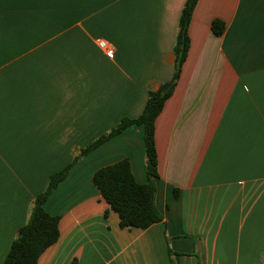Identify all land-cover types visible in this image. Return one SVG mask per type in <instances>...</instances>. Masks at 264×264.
I'll return each mask as SVG.
<instances>
[{
  "label": "crops",
  "instance_id": "crops-1",
  "mask_svg": "<svg viewBox=\"0 0 264 264\" xmlns=\"http://www.w3.org/2000/svg\"><path fill=\"white\" fill-rule=\"evenodd\" d=\"M185 2L0 0V264L50 176L140 117L172 79ZM189 37L155 122L162 222L122 229L93 183L124 160L147 183L144 130L133 125L50 196L60 238L38 264H264V0H199Z\"/></svg>",
  "mask_w": 264,
  "mask_h": 264
},
{
  "label": "trees",
  "instance_id": "trees-1",
  "mask_svg": "<svg viewBox=\"0 0 264 264\" xmlns=\"http://www.w3.org/2000/svg\"><path fill=\"white\" fill-rule=\"evenodd\" d=\"M198 2L199 0H186L181 11L173 47L175 64L172 79L163 83L158 91L149 94L140 117L123 119L110 132L86 147L81 156L50 176L46 189L34 197L28 221L19 230L3 264H38L43 253L56 244L60 238V218L49 215L45 210V204L50 196L66 179L71 168L85 155L133 125L141 126L144 130L147 183L139 184L136 181L127 160L97 171L93 177V183L110 209L118 214L122 229L145 230L162 222L163 217L156 204V181L159 178V172L155 122L166 101L172 96L187 60L190 49L189 28ZM225 29L226 25L222 21L215 20L212 23V31L217 36H222ZM107 215L108 213L105 214Z\"/></svg>",
  "mask_w": 264,
  "mask_h": 264
},
{
  "label": "built area",
  "instance_id": "built-area-1",
  "mask_svg": "<svg viewBox=\"0 0 264 264\" xmlns=\"http://www.w3.org/2000/svg\"><path fill=\"white\" fill-rule=\"evenodd\" d=\"M99 49L103 51L106 57L110 60L114 59V49L104 40H98L97 43Z\"/></svg>",
  "mask_w": 264,
  "mask_h": 264
}]
</instances>
